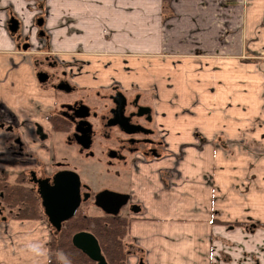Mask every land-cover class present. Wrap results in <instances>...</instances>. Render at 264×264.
Here are the masks:
<instances>
[{"label": "crops", "instance_id": "obj_1", "mask_svg": "<svg viewBox=\"0 0 264 264\" xmlns=\"http://www.w3.org/2000/svg\"><path fill=\"white\" fill-rule=\"evenodd\" d=\"M72 1L83 8L79 0ZM91 1L99 5L96 16L104 9L108 21L114 19L113 25L120 31L117 36L111 32V42L102 43L109 30L103 19L89 17L101 25L99 30L89 29L97 35L92 43H86L96 48L94 53L101 55L102 63L120 64L122 55L114 61L109 55L119 54L122 47H117L116 41L122 46L126 41L132 43L133 36L118 26L121 18L117 10L136 5L138 21L143 16L138 7L153 2ZM224 1H161L158 8L178 5L179 19L161 18L159 26L155 16L144 19L153 26V33L150 28L147 36L156 40L146 52L151 58L142 62L127 59L133 75L126 78V84L138 85L153 99L155 118L165 130L169 150L149 170L150 183L137 174L132 178L134 194L143 209L129 215L126 264H264V62L237 57L245 55L243 40L255 39L254 33L259 41L264 39V0L258 5L255 2L253 8L246 1L249 9L244 11L247 15L242 24L221 27L218 8L214 7ZM223 28L227 31L220 35ZM2 34L0 31L1 39ZM163 36L165 42L159 43L157 38ZM190 38L204 39L217 51L200 50L209 56L188 53L191 56L159 57L177 50V41ZM79 39L71 40L67 35V41L75 40V44H66V48H79ZM220 42L223 48H219ZM222 52L232 57H220ZM144 63L148 65L145 69ZM29 64L19 55L0 50V111L3 107L13 109L18 123L29 118L23 113L27 88H33ZM4 151L0 132V155ZM51 237L43 219L0 216V264H50Z\"/></svg>", "mask_w": 264, "mask_h": 264}, {"label": "flooded vegetation", "instance_id": "obj_2", "mask_svg": "<svg viewBox=\"0 0 264 264\" xmlns=\"http://www.w3.org/2000/svg\"><path fill=\"white\" fill-rule=\"evenodd\" d=\"M18 21V32L10 31V35L16 38L19 47L25 51L34 48L29 43L30 36L23 35L34 33V29L47 47L37 46V57L30 60L33 88L28 86L26 103H23V113L29 118L18 123L13 109L3 107L0 111V132L5 145L0 155V182L19 184L30 190L45 215L40 181L54 186L58 174L74 173L81 181L82 197L74 218L79 214L91 216L86 214L89 208L100 210L102 215L99 216H110L97 205V199L102 194L115 193L127 196L119 216L130 223L129 215L143 209L134 194L132 178L137 174L148 178L150 183L149 170L154 162L163 160L169 150L165 130L155 118L153 99L145 96L138 85L126 84V78L133 75L127 60L115 65L102 63L101 55L94 53L96 48L86 43L95 40L96 31L85 29L90 32V39H86L82 31L78 33V28L68 29L66 40L67 35L71 40L81 38L76 42V46H81L73 50L67 49L66 44L72 46L75 40L67 43L56 35L57 29L62 27L55 30L47 20L38 19L32 31H23L19 17ZM47 26L50 30L46 33ZM54 49L60 52L56 54ZM116 71L120 75H114ZM95 170H106L110 174L108 180L113 183L116 180L115 184L119 185L128 175L129 188L96 190L92 184L95 179L91 180ZM11 176L16 177L15 183L10 182ZM117 202L113 208H119L123 199L118 198ZM6 206L0 203V216L5 214ZM8 213V216H16L12 215V209ZM43 220L55 231L51 239H56L70 221L58 232L46 215Z\"/></svg>", "mask_w": 264, "mask_h": 264}, {"label": "rangeland", "instance_id": "obj_3", "mask_svg": "<svg viewBox=\"0 0 264 264\" xmlns=\"http://www.w3.org/2000/svg\"><path fill=\"white\" fill-rule=\"evenodd\" d=\"M69 1V0H68ZM66 0H0V16L3 18L2 21H0V31H2V36L4 38H0V50H2V48H4V51L7 52H11V54H16L19 55L21 57H23L28 63H30V60H33L34 57H37V55H35V53H37L39 50H37V46L41 49L42 47L45 48L47 46H45V42L44 40H42V38L39 36V34L37 35V30L34 29L33 32L31 34H27L24 33V37L26 36H30L29 43L32 44V49H28V50H23L22 47H19V42H17L16 38L11 37L10 35V29H9V24H10V20H12V18H15L16 20H18V17L22 23V28L21 30L23 31H32L33 26L36 24L38 19H43V21L47 20L48 24L50 26L53 27V29H57L58 27H62L57 29V36H60L62 38H64L62 41L67 42L65 38V33L66 31L68 32V29L75 27V30L78 28L79 31L78 33L80 34V32L82 31V33L84 34V37L86 39H90L89 35L90 32L85 31V29H94V30H99V25H98V20L95 21L93 20L91 22L89 17H94V19H103L104 20V26L105 28H107L109 30L108 36L106 37V39L104 38V36H102V43H106V42H111L110 39L113 37V34H111V32L116 33V36L118 35L117 32L120 31L117 29L116 25H113V20H111V22H109L108 20L110 18H108L107 16L104 15V9L102 10V15L101 16H96V14H99V5H97L96 3L93 4V2L91 0H79V4L83 7L80 8L77 6V4H73L74 2L72 0H70L71 2H68ZM146 1V0H145ZM152 1L153 3H148L146 4L144 7L139 6L138 8L140 9V13L143 14V16H140L139 20L136 21V14L138 15V12L136 11L137 7L136 5L131 6V7H123V10H117V14L119 15V17L121 18V22L119 23L118 26H121L123 28V31L128 32L130 35L133 36L132 39V43L130 41H126L124 42V45L120 46L119 45V41H116L117 47H122L120 50V52H118L119 54H114V55H109V57L113 56L112 60L114 61L115 57L117 55H122L121 57H123V60H127V58L130 60H133L132 58L137 59L138 61L142 62L145 60H148V58H151L152 54H148L146 52H149L150 50H152V48H150L149 45H151V42H155V38H149L147 35L150 33V28L151 31L153 33V26H152V22L149 21L148 23H150V25H148L146 23V20L144 19H148L151 16H155L157 17L158 20H155V23H158L157 25H161V18H169L170 20H178L179 19V15H180V10L181 8L178 5H175L173 8H167V7H162V8H158V6H162L161 5V1H166L167 0H149ZM169 1V0H168ZM237 1L235 2H228V1H224V2H220L218 5H216L214 8H218V16H219V26L221 27H225V26H233L236 25L238 26L239 23L242 24L243 18H245V16L247 15L244 14V11L246 9H249V7L246 6V1H247V5L251 6V8H253L255 6V2L258 3L261 0H235ZM171 2V1H170ZM232 3V4H231ZM235 4V5H234ZM150 5H154V6H150ZM176 8V12L173 11V9ZM212 7H210L211 9ZM67 9H71L72 11H70L69 13L67 12ZM207 9V7L205 8V10ZM169 10H172L171 12H169ZM28 11V12H27ZM111 13H114L113 10L110 11ZM85 13H87V15H85L84 17H81L80 15H84ZM77 14L78 17H73L74 20L69 19L70 15H74ZM164 14H169L171 16H164ZM175 14V15H174ZM145 15V16H144ZM18 16V17H17ZM80 16V17H79ZM175 16V17H174ZM12 17V18H11ZM58 17H62L63 20H59ZM87 17V18H86ZM130 17L133 18L132 21H130ZM172 18V19H171ZM229 18H234L235 22L229 24L227 21ZM168 19V20H169ZM160 21V23H159ZM168 24V23H167ZM33 25V26H32ZM261 25L263 26L264 23H261ZM50 28L49 26H47V29H45L44 32L47 33V31H49ZM102 31V30H101ZM227 31V29L223 28V31L221 33H219L220 35H223L225 32ZM154 33H157L156 30H154ZM21 34V33H19ZM162 35V33H161ZM120 36V34H119ZM258 33H254V37L255 39H245L243 40L244 43V48H245V55L244 56H237V57H246L249 58L252 62H264V39H258ZM9 37L12 38L9 39ZM20 40V43H22L24 41ZM47 39V37H45ZM160 39V41L158 40V42H165L166 38L165 36L161 37V38H157ZM98 40V39H97ZM115 40H119V39H115ZM115 40H112V42H115ZM9 41V42H8ZM219 48H223L222 46H224L221 42L219 43ZM45 46V47H44ZM107 46L111 47V46H115V45H110L107 44ZM131 47V48H130ZM174 49V48H171ZM175 50L174 52H172L171 54H166V53H162L161 55H159V57H170V56H191L188 55V53L191 54H200V50H202V52L205 53H210L212 52L213 54H215V52L217 51L216 49H210L209 45L205 44V40H195V39H188V40H179L177 41V44L175 45ZM188 50L186 53H181L184 52L185 50ZM59 49H54V52L57 54L60 51H58ZM195 50L194 52H189ZM137 53V54H135ZM10 55V54H8ZM130 55L136 56V57H132ZM209 56V54H204L201 53V56ZM220 57H232L231 53H220ZM156 56V55H154ZM214 57V56H213ZM162 58H160L161 60ZM243 59V58H242ZM100 61V60H98ZM134 61V60H133ZM247 61V60H246ZM112 65V62H109ZM6 65V64H5ZM144 66L143 69H145L148 65H145V63L142 65ZM113 70V69H112ZM112 72V71H111ZM114 75H120V73H113ZM30 89V88H28ZM32 91V90H31ZM32 93V92H31ZM30 93V94H31ZM146 96V94H145ZM59 149V146L57 147ZM16 176V175H15ZM15 176H11L10 177V182L11 183H15L16 181V177ZM110 177V174L107 173L106 170H99V171H94L92 173V179H95L93 181V186L96 190H100L103 191L104 189H112V190H126L129 188V186H127L128 184V175L126 177H124V183H122L121 185L119 184H115L116 180L113 181H109L108 178ZM85 180V178H84ZM86 181V180H85ZM116 185V186H115ZM6 207H8V209H5L3 212L5 213L4 215L8 216L10 213H8L11 209L9 208V206L7 205ZM2 208V207H0ZM4 209V208H3ZM9 210V211H8ZM88 215L91 216H99L102 215V213L100 212V210H96L94 208H89L87 210ZM12 215H16V214H12ZM11 217H15V216H11ZM51 230V229H50ZM51 234H55V231L51 230ZM126 242H129L128 240ZM128 246H126V250H127ZM58 261L60 264H70L66 257H64V255L61 252H58L57 255Z\"/></svg>", "mask_w": 264, "mask_h": 264}, {"label": "trees", "instance_id": "obj_4", "mask_svg": "<svg viewBox=\"0 0 264 264\" xmlns=\"http://www.w3.org/2000/svg\"><path fill=\"white\" fill-rule=\"evenodd\" d=\"M9 205L19 220L44 219L39 200L21 185L0 182V203ZM129 220L124 217L88 216L79 214L66 223L56 239L50 243V264H60L57 258L61 252L70 264H96L73 246V237L80 232L94 235L99 241L108 264H126V241L129 236Z\"/></svg>", "mask_w": 264, "mask_h": 264}, {"label": "water", "instance_id": "obj_5", "mask_svg": "<svg viewBox=\"0 0 264 264\" xmlns=\"http://www.w3.org/2000/svg\"><path fill=\"white\" fill-rule=\"evenodd\" d=\"M9 25L11 32H18L20 27L18 20L12 18ZM40 194L49 223L60 232L63 224L74 218L80 207L81 181L76 174L63 172L55 177L54 186L47 181H40ZM118 198L123 199V203L119 208H113L118 205ZM127 200L125 195L106 193L97 199V205L108 215L117 217L120 215V208L127 203ZM73 246L96 264H108L94 235L87 232L76 234L73 238Z\"/></svg>", "mask_w": 264, "mask_h": 264}]
</instances>
